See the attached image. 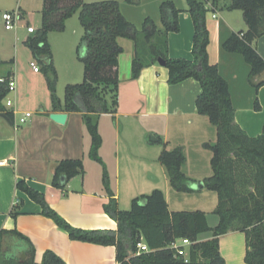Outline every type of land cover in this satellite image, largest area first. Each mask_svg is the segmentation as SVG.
Returning <instances> with one entry per match:
<instances>
[{
	"label": "trees",
	"instance_id": "1",
	"mask_svg": "<svg viewBox=\"0 0 264 264\" xmlns=\"http://www.w3.org/2000/svg\"><path fill=\"white\" fill-rule=\"evenodd\" d=\"M211 1L214 4L209 5L208 0H187L195 25L193 60L168 55V34L179 31L178 16L181 12L171 0H165L160 5L162 29L150 17L145 18L142 29L137 28L126 18L117 0L92 3L43 0L42 26L36 36L26 41L46 74L54 107L83 114L91 136L90 156L101 163L103 139L99 118L103 113L112 112L118 103L119 56L124 50L118 42L119 37L129 38L135 43L133 79H137L145 67L157 64L162 58L169 70L170 84L189 78L201 84V93L196 99L197 112L208 116L217 131L216 142L205 143V147L212 151V175L203 180L205 188L218 194L215 209L219 216L217 226L209 225L207 213L202 210L170 211L164 192L154 189L149 194L133 198L130 210H121L117 199L114 196L110 198L104 208L118 222L117 230L83 229L71 225L53 209L44 193L33 189L25 181L17 183L31 199L41 204L43 214L65 229L71 239L116 246L119 264H226L220 253L219 240L230 231L245 233L247 264H264V126L262 133L253 137L235 122L230 84L221 74L219 66L209 62L207 14L216 12L219 0ZM223 8L243 11L247 31L230 32L223 38L221 48L239 54L249 64L252 78L264 71V58L253 45L257 38L264 35V0H227ZM78 11L84 28L81 44L86 47L85 54L79 55L84 65V79L81 83L66 86L65 102L61 106L55 94L57 71L47 36L51 31H64L67 20ZM4 63L0 58V65ZM11 76L9 71L3 77L5 80L0 81V112L13 118V113L7 111L4 105L10 93ZM263 84L264 80H261L253 86L257 90ZM108 95L113 98L112 108L108 105ZM260 107L256 97L255 108L258 110ZM159 160L165 166L174 190L194 191L190 186L191 179L182 169L186 162L183 146L164 149ZM83 172L82 160H62L56 167L53 183L59 186L63 176L71 178ZM105 184L109 188L106 172ZM209 231L213 232L211 239H199L202 233ZM7 236L16 253L1 257ZM181 238H189L192 242L188 248V262L176 256L175 250L170 247ZM141 239L150 251L138 254L137 244ZM0 264H35V247L31 240L18 230L0 231ZM40 264L67 263L54 251L47 250Z\"/></svg>",
	"mask_w": 264,
	"mask_h": 264
},
{
	"label": "crops",
	"instance_id": "2",
	"mask_svg": "<svg viewBox=\"0 0 264 264\" xmlns=\"http://www.w3.org/2000/svg\"><path fill=\"white\" fill-rule=\"evenodd\" d=\"M172 1L181 9L178 16L180 29L168 34V55L171 58L193 60L195 25L192 14L188 11V2ZM226 1H216V12H213L212 17L210 12L207 14L209 62L219 66L221 74L230 84L235 122L250 136L256 137L262 133L264 126V84L257 90L253 84L264 80V71L251 78V68L239 54L222 50V40L230 32L244 33L248 29L243 16L244 23L237 30L231 16L225 14L227 10H232L223 8ZM208 3L214 4L211 0ZM17 5L16 10L21 17L24 12L31 10L27 0H18ZM37 5L42 12L43 0ZM159 27L163 28L162 23ZM16 42V55L12 59L6 56V48H0V58L5 61L0 65V78L10 71L11 78L16 82L14 100H4L6 110L13 113V123L0 115V162H4L0 164V231L18 230L26 235L35 247V264H40L47 250L57 253L67 264H119L116 246L71 239L65 229L43 214L41 204L31 199L17 183L25 181L33 189L44 193L51 207L75 227L117 230L118 222L104 208L112 196L117 199L121 210H130L133 198L148 194L146 192L149 189L153 191L161 188L154 171L155 166H152L153 161L146 156L147 148L152 143L150 137L159 133V125H164L163 149H168L169 145L172 149L183 145L187 155L186 144L195 143L200 146L215 139L212 133L216 127L211 124L208 116L197 112L196 99L201 93V84L193 78L170 84L168 68L159 63L145 67L140 76L133 79L135 43L129 38L119 37L118 42L124 50L119 56L118 103L112 112L103 113L99 118V130L103 138L100 148L103 160L101 163L90 156L91 136L80 112L57 110L50 100L27 107L33 116L26 123H20V117L24 113L23 108L20 111L18 101L22 79L16 77L14 65L17 70L20 69L22 61L19 54L22 47L18 37ZM253 45L264 58V35L257 38ZM40 71L41 68L39 71L34 70L36 73ZM47 87L49 90L48 81ZM256 97L261 106L258 110L255 108ZM8 101L12 102L11 106H7ZM59 101L64 106L65 98ZM53 112L67 113L66 122L62 124L53 120L50 117ZM126 128L127 134L124 137L129 138V142L134 141L130 134L136 129L137 139L146 154H133L137 161H126L123 166L120 142ZM159 157L160 155L158 162ZM68 159L82 160L84 172L66 178L65 181L61 178V184L56 186L53 183L56 167L60 161ZM162 166L164 168L161 167L160 171L165 177V190L162 191L169 210L181 211L170 208L168 194L172 195L174 189L165 166ZM182 169L191 179V188L193 184L212 175L211 171L204 172V165H190L188 156ZM105 172L109 188L105 184ZM204 189L184 193L188 194V199L197 203L193 210L205 211L209 225L215 227L219 223V216L214 219L210 214H216L218 203L214 201L205 204ZM127 203H130L129 209H125ZM212 237L213 232L209 231L202 233L199 239L203 241ZM8 239V236L5 237L1 257L16 253ZM219 249L226 264H247L245 233L230 231L222 235Z\"/></svg>",
	"mask_w": 264,
	"mask_h": 264
},
{
	"label": "rangeland",
	"instance_id": "3",
	"mask_svg": "<svg viewBox=\"0 0 264 264\" xmlns=\"http://www.w3.org/2000/svg\"><path fill=\"white\" fill-rule=\"evenodd\" d=\"M83 1L85 3H92L102 0ZM117 1L120 3L122 12L126 16V18L130 20L137 28H143L146 17H150L157 25H161L160 5L164 0ZM39 2L40 0H27V4H29L31 10L29 9L24 12V14H22V17L18 20L16 29H6V22L3 19V13L16 10L18 6V0H0V48H6V50H4L6 52V56H10L9 58L12 59L16 55L15 46L17 43V37L19 38V41L21 43L20 45L22 47L19 54L20 60L22 61L20 69L17 70L15 67L16 65H14V69L16 71V77L22 79L19 88L20 96L18 101L20 104V111L23 108V112L29 111V109L27 110L26 108L31 105L34 106L36 104H39L40 102H50V100H52V92L50 89L48 90L47 87L46 74L43 72V70H41L39 73L34 72V68L31 65V62H34L40 68V61L34 55L32 49L26 44V41L29 38L37 35L38 30L42 26V12L40 11V9H38L40 8L38 7L39 5H37V3L39 4ZM226 13L231 16L235 26L238 28L237 30L239 31L242 24L244 23L243 11L240 9H232L227 10L225 14ZM212 15L213 12L210 11V17H212ZM30 25L36 29L35 32H28V27ZM83 34L84 28L80 21V11L75 13V15L67 20L66 29L64 31H51L48 33L47 40L53 54L54 66L57 71L55 94L58 99L64 100L66 86L68 84L81 83L84 79V65L79 59V55H84L86 52V47L81 44V38ZM124 41H127V39ZM14 83H16L15 80ZM32 95L34 96L32 97ZM6 98L14 100V92L10 91L8 97ZM108 105L111 108L113 106V98L111 95H108ZM159 126V133H156L150 137L152 143L151 146L147 148V154L144 151L143 146L139 144L136 136L137 131L135 128L134 130H132V134H130L131 137H133V142H129V138L124 137L125 133L127 134L126 128L124 134L122 135L123 138H121L120 152L122 156L121 162L123 166L126 165V161L128 163H130L132 160L137 161V159L133 158V154H146L147 157L151 158V160L153 161L152 166H155L154 171L158 176V185L161 187L159 189L165 190V177L163 172L160 171L161 167L163 166L160 162L157 161L158 156L164 148V125L162 124ZM212 131L214 130L212 129ZM212 134L215 135V139L212 142L208 141L207 143L210 142L209 144H214L217 139V131L215 130V132H213ZM155 139L159 141H155ZM186 145L188 148V155L185 151V156H188L190 165H204V172H212L210 162V155L212 157V151L209 148L205 147V143L200 146L196 145L195 143H193L192 145ZM168 149H172V146L169 145ZM203 191V193H206L204 197L205 204L214 201L218 203V194L215 191L209 190L207 188H205ZM151 192L152 189H149L146 193L149 194ZM168 197L170 208L173 210H193V208H196L195 206L197 205V203H195L194 201L192 202L191 199H188V194H185L184 192L172 190V195L168 194ZM129 208L130 203H127L125 209ZM210 215V217H214V219L218 218L217 214L211 213Z\"/></svg>",
	"mask_w": 264,
	"mask_h": 264
},
{
	"label": "built area",
	"instance_id": "4",
	"mask_svg": "<svg viewBox=\"0 0 264 264\" xmlns=\"http://www.w3.org/2000/svg\"><path fill=\"white\" fill-rule=\"evenodd\" d=\"M21 18L19 11L14 10V11H7L3 13V19L6 22V28L7 29H16L17 28V23L18 20ZM28 31L30 33H33L36 31V29L34 27H29ZM31 65L33 66L35 71H39L40 68L34 63L31 62ZM5 79L2 77L0 78V81H4ZM9 89L10 91H13L15 89V83H14V79L11 78V80L9 81ZM12 102L8 101L7 102V106H11ZM33 116L32 112H24L23 115L20 117V123L24 124L26 123L31 117ZM4 162H0V164H3ZM192 244L191 240L189 238H181L178 239L176 241H174L171 244V248L175 250V254L178 257H182L186 262H188L190 260V257L188 255V247H190V245ZM138 247V254L141 252H149L150 248L147 245V243L141 239V241L138 242L137 244Z\"/></svg>",
	"mask_w": 264,
	"mask_h": 264
},
{
	"label": "water",
	"instance_id": "5",
	"mask_svg": "<svg viewBox=\"0 0 264 264\" xmlns=\"http://www.w3.org/2000/svg\"><path fill=\"white\" fill-rule=\"evenodd\" d=\"M158 63L161 64V65H163V66L166 65L165 60H163L162 58H159ZM0 115L4 119H6L7 121H10L11 123H13L12 118L8 114L1 113ZM67 116H68V114L67 113H64V112H53V113L50 114V117L53 120H55L58 123H62V124L66 122ZM65 180H66V177L63 176L62 177V181H65ZM192 188L193 189H196V190L203 189V188H205V184H204L203 181H198L197 183H195V184L192 185Z\"/></svg>",
	"mask_w": 264,
	"mask_h": 264
}]
</instances>
